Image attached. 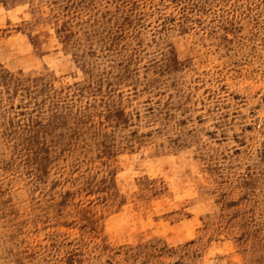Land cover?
Here are the masks:
<instances>
[{
    "label": "rangeland",
    "instance_id": "1",
    "mask_svg": "<svg viewBox=\"0 0 264 264\" xmlns=\"http://www.w3.org/2000/svg\"><path fill=\"white\" fill-rule=\"evenodd\" d=\"M0 264H264V0H0Z\"/></svg>",
    "mask_w": 264,
    "mask_h": 264
}]
</instances>
